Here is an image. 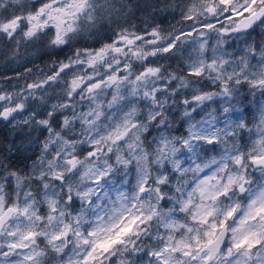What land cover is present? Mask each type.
<instances>
[{"label": "snow or ice", "instance_id": "1", "mask_svg": "<svg viewBox=\"0 0 264 264\" xmlns=\"http://www.w3.org/2000/svg\"><path fill=\"white\" fill-rule=\"evenodd\" d=\"M0 62V264H264V0H0Z\"/></svg>", "mask_w": 264, "mask_h": 264}, {"label": "rangeland", "instance_id": "2", "mask_svg": "<svg viewBox=\"0 0 264 264\" xmlns=\"http://www.w3.org/2000/svg\"><path fill=\"white\" fill-rule=\"evenodd\" d=\"M185 2H186V0H176V3H178V4L185 3ZM161 3H163V0H161ZM162 18H165L166 21L161 24V19ZM178 20H179V11L178 10L176 12L164 11V12H161V13H157L155 15L154 23H158L162 28H164L166 30H171V26L174 25V24H177ZM136 23L140 24V21L137 20ZM177 26H179V25H177ZM258 32H259V30H257V33ZM257 33H254V35H257ZM232 47L234 49L235 45H233ZM27 59H35V58L29 56V57H27ZM36 63L37 64H41V66H42V61L41 60L36 59ZM29 66H31V65H29ZM21 70H22V65L18 66V65L14 64V63L4 64V63L0 62V76H2V75L14 76L16 73H18ZM0 83H15V81H10V82L0 81ZM259 99H260V96H259V94H257L256 97H251V96L248 97V100L253 102L252 104H248V102L245 101V103L248 104V113L249 114L247 115V119H248L250 125H251V122L253 120V114L255 113L256 109L258 108V105L255 103V101H258ZM214 106L218 107V104L214 105ZM178 115L179 114L177 112H173L172 113V116H174V117H177ZM218 115H219V112H218ZM221 119H223V117H221ZM176 126L181 131H183L184 127H186L185 125H183V122L180 121V120H176ZM221 126H222V124H221ZM0 130L3 131V135H8L12 131L11 128L3 129V126H0ZM245 136L247 137V134H245ZM14 138L15 137H12V136L9 137V139H14ZM27 154L31 155L30 152L27 153ZM214 154L215 153H209V155H214ZM14 155H16V163H18L21 167H23L24 164L27 163V161H25L23 159V156H22L21 161H20L19 156L21 154H15L14 153ZM28 162L30 163V161H28Z\"/></svg>", "mask_w": 264, "mask_h": 264}, {"label": "clouds", "instance_id": "3", "mask_svg": "<svg viewBox=\"0 0 264 264\" xmlns=\"http://www.w3.org/2000/svg\"><path fill=\"white\" fill-rule=\"evenodd\" d=\"M129 178H130V177H129ZM114 187H115V188H119L120 185H119V184H116ZM253 187H255V185H253ZM124 190L127 191V190H128L127 187H126ZM98 191H99V189H98ZM101 194L103 195V193H101Z\"/></svg>", "mask_w": 264, "mask_h": 264}, {"label": "trees", "instance_id": "4", "mask_svg": "<svg viewBox=\"0 0 264 264\" xmlns=\"http://www.w3.org/2000/svg\"><path fill=\"white\" fill-rule=\"evenodd\" d=\"M165 21H166V19H165V18H162V19H161V24H162L163 22H165ZM19 158H20V161H21L22 155H20ZM27 163H29V162L27 161Z\"/></svg>", "mask_w": 264, "mask_h": 264}]
</instances>
